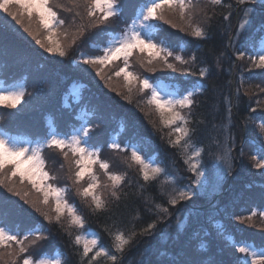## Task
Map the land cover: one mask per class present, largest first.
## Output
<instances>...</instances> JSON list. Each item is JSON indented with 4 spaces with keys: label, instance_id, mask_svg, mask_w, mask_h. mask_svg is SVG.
<instances>
[{
    "label": "trees",
    "instance_id": "16d2710c",
    "mask_svg": "<svg viewBox=\"0 0 264 264\" xmlns=\"http://www.w3.org/2000/svg\"><path fill=\"white\" fill-rule=\"evenodd\" d=\"M57 1L49 0V3L58 12L59 18L63 19L60 9L56 7ZM144 2L145 0H119L120 15L110 19L107 24L86 27L84 34L80 36L79 26L82 23L87 26L90 22L86 16L87 23L81 21L73 29L70 44H62L68 52L63 57L55 53H45L33 45L31 47L20 26L13 22L11 16L0 10V82L8 84L21 81L26 93L16 108L0 105V126L4 130L15 135L19 132L32 137L44 135L48 129L45 120L52 117L56 129L69 134L79 122L78 112L84 109L85 118L91 128L88 143L101 150L100 156L110 149L108 139L119 134L117 129L121 123L127 130L121 137L138 141L140 149L145 154H156L158 160L162 161V168L165 169V174L156 180L145 182L138 165L132 163L129 167L131 163L129 158L118 169L109 167V171L123 173L125 176L117 189L120 198L117 200L111 195V190L109 192V189L108 191L103 189L101 195L107 202V210L93 212L91 198L81 197L78 187L71 190L73 186L70 176L73 179L75 165L70 168L58 149L45 148L43 151L45 170L51 176H55L50 182L66 189L64 193L66 200L84 217L85 227L82 230L69 227L66 212L60 223H56L55 220L50 223L44 216H38V211L34 212L26 205L23 206L19 202L20 196L9 192L6 186L0 185L1 224L21 238L36 223L40 224L42 229L43 220L49 225L47 238L37 241L30 247L25 245L28 252L22 256L30 255L36 260L41 255L56 252L61 257V264H81L82 250L74 243L75 235L92 230L99 234L101 242L111 245L113 236L110 233L118 229L123 230L126 236L133 231L139 233L149 223L157 221L158 216L160 219L155 229L148 234L137 235L126 248L121 257L122 264H237L238 257L242 254L235 251L234 243L248 241L255 245L264 244V225L255 224L254 221L247 219L251 216V219H260L264 223V218L260 215L264 212V169L255 167L256 160H264V134L258 128L264 119V94L260 100L255 97L256 86L263 84L264 69L249 70L247 65L250 59L247 54L242 60L236 58L238 50L251 53V45L255 44L258 47L260 37L264 36V4L253 6L251 25L233 41L232 47H229V39L235 37L239 29L232 31L235 12L238 9L234 0H226L233 3L227 21L224 20L223 14L228 9L220 6L215 8V15L210 21H206L203 16L196 17L195 22L206 28L208 33L206 39L192 37L188 32L181 31V27L175 28L177 33L174 34L171 27L160 22L161 31L158 35L164 36L169 45L173 46L176 52H180L186 60L195 54V64L184 65L169 58L170 62L176 64L177 70L173 71L163 66L166 71L157 73L148 71L147 67L150 66L141 65V55L134 54L129 58V69L133 72H136V69L140 70V74L136 73L141 77L146 76L152 82L159 80L164 83L170 82L171 85L176 84L179 91L197 86L204 89L202 94H196L194 97L197 105L191 111L189 127L195 129L191 140L196 147L205 149L201 159L206 179L211 182L217 167L223 164L226 165L225 172L221 175L216 192H195L188 199L180 200L176 206L169 205L167 195L162 193L174 194L173 189L179 190L184 187L195 174L189 171L188 165L184 162L185 154L182 150L169 143L170 139H175L171 128L164 127L154 106L147 104L150 92L145 90L144 93H140L138 85L131 86L132 91L129 92L128 86L124 83L120 95H116L103 79H98L88 67L83 66L82 59H76L80 49L86 51L89 46L91 49L94 47L96 50L100 49L99 47L113 34L121 30L123 32L124 27L131 22ZM206 5L208 0H199L200 7ZM11 10L18 11L16 6H12ZM207 11L212 12L211 6H208ZM73 36H76L75 43H72ZM114 65L117 68L121 67L123 60L115 61L109 66ZM205 66L210 69L206 78L181 71L183 68H191L193 72H198ZM52 76L54 80L52 79L51 90L44 91L45 86L42 82L47 83L50 80L45 79ZM121 79L124 81L123 76ZM71 85H83L85 88L80 89L77 101L69 99V105H66L65 98ZM237 87L240 88L238 101L234 99ZM34 90L37 92L31 96ZM225 96L233 97V102L238 104L232 108L230 121L226 120ZM257 101H260L259 106ZM253 108L256 109L255 112L251 111ZM183 111L188 113L187 109ZM226 124L231 125L229 131L234 140L230 167L216 158L222 155L221 147L217 146L216 141L223 145L227 134ZM128 153L129 151L125 152L126 155H129ZM57 159L61 160V169H58L59 174L55 175L53 171L57 164L54 165L53 162ZM101 171L103 173L96 175L104 174L102 169ZM57 176L62 179H57ZM169 176L173 179H167ZM105 177L104 174V184L107 178ZM40 196L42 198L41 193ZM157 204L167 207L170 214L158 210ZM48 206L51 209V204ZM176 208H179L180 213L175 212ZM254 211L256 215L253 216ZM48 214L55 216L52 209ZM185 214H188L185 216L186 221L181 224ZM240 217L245 220L241 222L238 219ZM69 232L72 235H69ZM97 264H111V261L100 258Z\"/></svg>",
    "mask_w": 264,
    "mask_h": 264
},
{
    "label": "snow or ice",
    "instance_id": "6c2138e0",
    "mask_svg": "<svg viewBox=\"0 0 264 264\" xmlns=\"http://www.w3.org/2000/svg\"><path fill=\"white\" fill-rule=\"evenodd\" d=\"M248 2L249 0H234L237 8L245 6L243 8L244 20L239 25L235 37L229 39V47L233 46V41L238 39L241 32L246 31L252 23V10L246 7ZM70 3L72 7L65 8L64 5L60 4L56 5V7L63 8L68 12H71L73 8L83 7L90 22L87 26L83 23L79 26L78 34L81 36L84 34L86 27L91 28L101 24H107L110 19L120 15L119 0H70ZM12 6H16L18 11H12ZM208 6H211L212 12L207 11ZM217 6L228 9L223 14L224 20L227 21L231 15L233 3L226 2V0H208V5L204 7L199 6V0H196V2L194 0H145L131 24H128L122 33L115 35L108 45L101 49L102 55L81 56L82 62L85 65L94 67L96 75L104 79L105 83L111 80L112 77H104L102 75V69L115 61L123 60V66L119 67L113 75L116 77L123 76L124 83L128 86L129 92L132 91L131 86L133 85H138L140 93H144L145 90L150 92V95L147 97V104L154 106L155 111L159 114L161 124L164 127L171 128V132L175 134V139H170L169 143L173 147L182 150L186 156L184 162L188 165L189 171L196 173L197 177L204 175L202 170L203 164L199 162V158L205 149L203 147H196L191 140L195 129L190 128L189 124L191 123V111L197 105L194 97L196 94H202L204 89L198 87L193 91H188L186 94L165 91L157 85L150 83L147 77L142 78L138 73L130 71L129 58L139 53L145 56V59L140 61L142 66H151L154 62H160L162 66L173 71L177 70L176 64L170 62L169 57H172L174 61L180 64H195V54L186 60L179 53L173 52L166 38H161L157 42L154 37L161 31L160 22L169 24L172 28L179 27L168 18L167 14L171 13L178 14L179 19L184 22L185 27H182L180 29L181 31L188 32L190 36L195 38L206 39L208 38L206 28L200 23H196L195 20L199 15L203 16L206 21H210L215 15V8ZM0 10H3V12L11 16L19 24L24 23L23 18L26 15L29 23L25 31L29 32L34 38L37 36V33L32 30V20L35 17L38 29H43L47 33L45 39L48 41V44L44 45L41 39L36 38V43L42 47H46V51L49 53H55L61 57L68 54L59 40H54L55 29L64 25L65 21L59 18L58 12L50 5L49 0H0ZM76 16H80L79 11L76 12ZM75 41L76 36H73L72 43H75ZM246 54L251 61L249 70L252 68L264 69V36L260 37L259 47L252 44L251 53L238 50L236 52V58L242 60ZM217 64H219L218 60ZM147 70L155 72L156 68L147 67ZM181 71L185 74L198 75L200 78H206L210 69L205 66L200 68L198 72H193L191 68H183ZM242 84L243 79L241 80V86ZM256 87L259 88V85ZM260 90L264 91V89ZM239 93L240 88L237 87L234 96L236 101L239 100ZM25 94L23 87L0 89V105L16 108L23 100ZM126 98L130 100L129 97ZM224 100L227 110L226 120L230 121L232 108L237 107L238 104L233 102V97L231 96H225ZM184 109L188 110L187 114L183 111ZM251 111L255 112L256 109L253 108ZM230 128L231 125L226 124L225 131L227 134L223 145H221L220 141H216L217 146L221 147L222 150V155L216 158L224 161L228 167L231 166L232 148L234 147V140L229 131ZM258 128L264 134V119L261 120ZM90 132V127H82L74 131L71 135H60L56 131H50L41 142L35 145L31 143H18L14 138L5 137L0 134V185L6 186L7 190L13 192L16 196H21V192L16 190L14 178L18 177L21 184L27 181L35 192L42 194L41 203L48 205L50 199L54 201V208L52 210L55 216H49L47 212H44L42 214L45 219L50 223L53 220L56 223H60L61 218L66 212L69 218V227H75L80 230L84 229V217L78 214L76 207L73 204H69L64 197L66 189L48 183V181L54 180L55 176H51L45 170L46 161L43 156V151L45 148L58 149L62 153L65 161L68 162L70 168L74 164L76 169L74 177L77 184L87 176L90 182L86 187L78 189L79 194L85 199L88 197L91 198V210L93 212L105 211L107 210V202L98 191L101 188V182L93 166L98 164L99 168L104 171L108 181L111 182V195L117 200L120 198L117 189H119L124 181L125 176L109 171V163L100 160L101 150L88 146ZM109 147L118 151H127L130 147L131 163L129 167H131L132 163L138 165L140 174L145 182L154 181L160 175L165 174V169L146 160L135 146H122L119 142L113 141ZM189 147L193 149L191 155H187V149ZM70 153L71 159L69 156ZM255 167L264 169V160H256ZM167 179L172 180L173 177L169 176ZM173 192L174 194L162 193V195H167V203L169 205H176L180 200L188 199L191 196L190 189H173ZM27 196L28 193L24 192L22 198H24L25 203H32L33 207H36V202L27 200ZM156 208L164 213L170 214L168 208L163 205L157 204ZM36 210L40 211L38 207ZM252 215H256V212L254 211ZM260 215L264 218V212H261ZM159 219L160 217L158 216L157 221ZM238 219L241 222L245 220L243 217ZM247 219L251 220V216ZM157 221H152L146 228L141 229L139 233L133 231L126 236L124 231L119 229L114 233H110L113 236L114 242L112 249L114 251L102 245L99 236L95 233H91V238L83 234L75 235L74 243L82 246V251L80 252L81 264H97L98 260L102 257L110 260L111 264H122L121 257L126 251V248L131 245L134 238L137 235L150 233L155 229ZM68 234L72 235L71 232ZM29 235L34 237L30 241L31 244L47 238L41 235L38 229L30 231L21 238L17 233L0 224V264H18V262H21V264H61V259L59 258L33 260L30 255L22 256V254L28 252L24 241L28 240ZM233 247L237 253L242 254L238 257L237 264H264V247L257 249L255 245L249 246L247 243H234Z\"/></svg>",
    "mask_w": 264,
    "mask_h": 264
},
{
    "label": "rangeland",
    "instance_id": "374dc122",
    "mask_svg": "<svg viewBox=\"0 0 264 264\" xmlns=\"http://www.w3.org/2000/svg\"><path fill=\"white\" fill-rule=\"evenodd\" d=\"M58 4L64 5L65 8L72 7V5L70 3V0H62V1H59L58 0L57 3H56V5H58ZM259 4H264V0H249V2L247 3L246 7H247V9L252 10V8H253L254 5H259ZM244 7L245 6H241L240 8L237 9V12H235V17H234L235 23H234V26L232 28V31L234 29H236V28H239V25L243 22V20H244L243 8ZM59 9H60L62 15L64 16L63 17V20L65 21V23H64V25H62L59 28H56L55 29L54 40H59V42L61 44H70L71 37L74 34L73 33L74 32L73 29H75V27L78 26L81 23V21H85L87 23V21H86V14L84 12L83 7L73 8V10L71 12L65 11L63 8H59ZM77 11L80 12V16H76V12ZM97 15H99V13H97ZM167 15H168V18L173 21V23L177 24L181 28L182 27H185L184 22L179 19V15L178 14H171V13H169ZM135 18H136V15H134L133 19H135ZM23 19H24V23L23 24H19L15 20L13 22L15 24H18L20 26V28L24 32L23 33L24 34V37L28 40V42L30 43L29 45L31 47L33 45L35 48H38V49L44 51L45 53H47L46 47H42L40 44H37L36 43V38H39V39L42 40V42H43L44 45H47L48 44V41L45 39L47 33L43 29H38V26L36 25V22H35V17H33V20H32V30L37 33V36L34 38L32 35L29 34V32L25 31V28L28 26V23H29L27 16L25 15ZM132 20H131V22H132ZM131 22L129 24H131ZM167 26L171 27V25H169V24H167ZM125 28L126 27H124V29ZM124 29H123V31H124ZM121 31L113 34L109 39H107V41H105V43L102 46L99 47L100 49H97L96 50L95 47L91 49V46H89L86 49V51L84 49H80L81 51L78 52V54L76 56V59L77 60H80L82 55H90V56L102 55L103 53H102L101 49L103 47H106L108 45V43L113 39V37L115 35H117L119 33H122ZM171 31L174 32V34L177 33L175 28H172ZM65 33H67V35H65ZM154 38L157 40V42H159V40L161 38H164V36L158 35V37H154ZM83 43H84V46H85V42H83ZM259 46H260V42L258 44V47ZM170 47H171V49L173 50L174 53H179L180 54V52H176V50L174 49L173 46L170 45ZM136 54L137 55H141L142 58L140 59V61L145 59V56L144 55L139 54V53H136ZM169 58H172V57H169ZM145 63H146V60H145ZM250 63H251V61H250ZM250 63L247 65L248 67H249ZM83 66L88 67L95 74V76L98 79H101L100 76H97L96 75V70H95L94 67H92L90 65H85V64H83ZM150 67H155L157 73H163L164 71H166L163 68V66H162V64L160 62H154L153 65H151ZM118 69H119V67L117 68L115 65L114 66L107 65V66H105L102 69V75L103 76L105 75V77H109V76L112 77L111 80H108L107 83H105V80L104 79H103V82L105 84H107L108 86L112 87V89H113V91L115 92L116 95H120V93H121V91H122V89L124 87V81L121 79V77L118 78V77H116V76L113 75L114 72L117 71ZM252 69H258V68H252ZM135 71L140 74V70L136 69ZM52 79H53V76L52 77H47L45 80H50V81H48L47 83L46 82H42L43 86H45L44 87V89H45L44 91H50L51 90V88H52V82L54 80V79L53 80ZM40 81H41V77L39 78V83H41ZM149 81H150V83H153L154 85H157L159 88H161V89H163L165 91L177 92L179 94H186L188 91H193L196 88L201 87V86H197L195 88H189V89H187L185 91H179V88H178V86L176 84H173L174 85L173 86V85L169 84L170 82H166V81H165V83L164 82H160V80H159V82L158 81L152 82L149 79ZM20 87H23L24 88V85L21 83V81L11 82V83H8V84L7 83L0 82V89H16V88H20ZM82 88L84 89L85 87L83 85L78 86V87L72 86L71 89H70L69 95H67L66 98H65V104L66 105H69V99H71L72 101H77L79 99L80 89H82ZM260 89H264V78H263V84L260 85L259 88H256L255 89V97H257L258 100H260L259 98H261V96H263V94H264V91H261ZM36 92L37 91L34 90L33 93H31V96L34 95ZM257 102H260V101H257ZM80 111H81L80 112V115L78 113L79 122L76 123L75 127L72 130H70L69 134H64V133L59 132L56 129L55 124L53 123L52 117H47L46 120H45V125H47L48 129H47V131H46V133L44 135H39L38 134V135L32 137V136H30L27 133L19 132L17 136H13V135L9 134L8 131L4 130L1 126H0V134L4 135L5 137L14 138L18 143H31L33 145L41 142L45 138L46 134L49 133L50 131H56L60 135H71V134H73L74 131L79 130L82 127H90V123L85 118L86 111L84 109H81ZM104 114L107 115L106 112H104ZM156 114L158 115V119L160 121L159 114L157 112H156ZM117 130H119V132H118L119 134L112 135V136L109 137V139H108V146L113 141L119 142L122 146H124V145L135 146L136 148H138V150L140 151L141 155L144 156L146 160H148V161H150V162H152V163H154L156 165H159L161 168L163 167V165L161 164L162 161L161 160H158L156 154H152V153H149V154L146 153L145 154V152L144 153L142 152L143 150L140 149V145H139V143H137L138 141L137 142H134L133 140H129V138H127V137H121V134H125V132L127 131L125 129V127L123 125H121V123H119V126H118V129ZM96 132H98V131H96ZM136 136L139 139H141V137H139L138 134H136ZM88 146L94 147V146H91L89 143H88ZM192 150H193L192 148L188 149L187 155H191ZM127 151H129L128 154L130 155L131 148L129 147V149ZM125 152L126 151H118V150H113V149L110 148L106 152V154L100 156V160L107 161L109 163V167L111 169H118V167L122 163L126 162L128 160V158L130 159V156L129 155H126ZM69 156H71V153H70ZM185 158H186V156H185ZM199 162L202 163L201 157L199 158ZM53 164L54 165L57 164V165L54 166L55 167V171H53L54 174L55 175L56 174H59L57 172V170L58 169H61V160L57 159V160H55L53 162ZM225 166L226 165L223 164L221 167H217V169L215 171V174H214V177L211 180V182L208 179H206V171H205L204 167L202 169L203 172H204V175L203 176L197 177L196 173L192 172V173L195 174V176H193V178H192L193 180L191 179L189 181V183L188 182L185 183L186 185L184 184L185 186L182 187V188H184V189H190L191 195H193L195 192H197V193H201V192L213 193V192H216V190L218 189V185H219L218 183H219V181L221 179V175L225 172L224 171L225 170ZM25 167H27V165H25ZM94 168H97V170L94 169ZM93 169L96 172V174L102 172L101 169L99 168V165L98 164L94 165L93 166ZM75 170H74V172H75ZM100 175H102V177H100ZM72 176H73V179L70 176V181H71V184L73 186L71 188V190L72 189H75V187H78L79 189H82L83 187H85V185L87 186V184L89 183V180H87L88 179L87 176H85L84 180H82L79 184H77L75 182L74 175H72ZM103 177H104V174H99L98 175V178H99V180L101 182V188L98 190L100 192V194H101V192H102L103 189H105V190L109 189V192L111 190V187H110L111 182L108 181V179L105 177L106 178V181H105V184H104ZM56 178L57 179H62L59 176H57ZM14 181H15L16 190H18V191L21 192V196H20V201L19 202L23 206L26 205L27 208L31 209L34 212H37L36 208L38 207L40 209V211H38L37 215L40 216V217L43 216L42 213H44V212H47V211H48V213L51 212V209L54 208V202H52L51 200L49 201V204H51V209H50V207L48 205H44L43 203H41L42 198L40 196V193L35 192L31 188V186H29V184L27 183V181H25L23 184H21L19 182V178L18 177L17 178H14ZM186 181H187V179H186ZM48 183H51V182L48 181ZM105 185H107V187H105ZM24 192H27L28 193V196L26 198L27 200H29V201H35L36 202V207H33L32 203H25L24 198H22ZM71 196L72 195L70 193L69 194V197H71ZM64 197H65V195H64ZM65 199H66V197H65ZM176 206H178V204H176ZM175 212L176 213H180L179 208H176ZM187 215L188 214H185L183 216V219L180 222L181 224H183L186 221L185 216H187ZM253 221L255 222V224L264 225V223L260 219H254V220L251 219V222H253ZM43 222H44V229H42V226L40 224L36 223L34 225V227L28 229L27 232H25V235L28 234L32 230H37L38 229L40 231V234L46 237V235H48V233H49V229H48V226L49 225H48V223L46 221L43 220ZM0 224H1V222H0ZM163 227H162V230H163ZM91 233H95V234H97L99 236V234L96 233V232H94V231H86V232L84 231L81 234L86 235L89 238H91ZM165 236L166 235H164V237ZM33 238L34 237L32 236V237H29L28 240H25L24 241V245L29 246V247L32 246V245H34V244H31L30 243V241ZM99 238H100V236H99ZM112 242H114V241H112ZM100 243L102 245H104L105 247H107L109 249H112V245L113 244L110 245L109 243H103V242H101V240H100ZM163 243H165V242H163ZM238 243H247L249 246L255 245L252 242H248V241H239ZM255 246H256L257 249H259L261 247H264V244H259V245L256 244ZM80 247H81V250H82V246H80ZM112 250L114 251V249H112ZM41 258H48V259H56V258H59V259H61L60 255L58 253H56V252L51 253V254H47V255H41V256L38 257V259H41ZM102 258L107 259L105 257H102ZM38 259H36V260H38ZM21 261H22V259H21Z\"/></svg>",
    "mask_w": 264,
    "mask_h": 264
}]
</instances>
